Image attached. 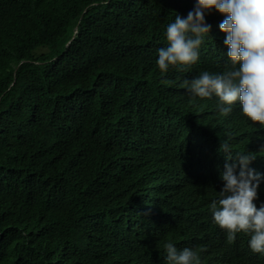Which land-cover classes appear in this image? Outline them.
Returning <instances> with one entry per match:
<instances>
[{"label":"trees","instance_id":"1","mask_svg":"<svg viewBox=\"0 0 264 264\" xmlns=\"http://www.w3.org/2000/svg\"><path fill=\"white\" fill-rule=\"evenodd\" d=\"M194 5L0 0V264H167L164 242L203 249L202 264H261L217 231V188L200 173L224 136L264 161V132L224 135L211 116L213 138L184 142L215 102L183 80L231 67L225 16L205 13L187 71L156 64L167 25Z\"/></svg>","mask_w":264,"mask_h":264},{"label":"clouds","instance_id":"2","mask_svg":"<svg viewBox=\"0 0 264 264\" xmlns=\"http://www.w3.org/2000/svg\"><path fill=\"white\" fill-rule=\"evenodd\" d=\"M193 1L194 8L186 18L176 14L167 25V45L157 49L158 69L164 73L170 67L187 71L198 61L199 49L211 30L205 13L212 10L225 16L219 28L225 33L231 67L222 73L202 71L183 80L181 86L195 97L215 102L190 120L184 142L191 139L201 146L213 138L204 130L211 116L214 126L221 122L224 135L226 129L239 124L264 132V0ZM225 120L229 123L226 128ZM247 143L224 136L200 174L217 188V199L210 205L217 231L246 251L251 260L264 264V161H255L256 153L243 150ZM164 243L167 264H202L203 249L192 245L178 249L172 242Z\"/></svg>","mask_w":264,"mask_h":264},{"label":"rangeland","instance_id":"3","mask_svg":"<svg viewBox=\"0 0 264 264\" xmlns=\"http://www.w3.org/2000/svg\"><path fill=\"white\" fill-rule=\"evenodd\" d=\"M221 120H223V118H221ZM229 125V123H228V121H224V126H225V128L227 127Z\"/></svg>","mask_w":264,"mask_h":264}]
</instances>
